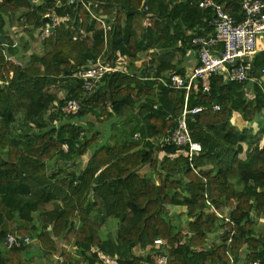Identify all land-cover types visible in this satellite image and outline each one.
<instances>
[{"label":"trees","instance_id":"trees-1","mask_svg":"<svg viewBox=\"0 0 264 264\" xmlns=\"http://www.w3.org/2000/svg\"><path fill=\"white\" fill-rule=\"evenodd\" d=\"M62 1L57 14L71 18L50 31L44 51L33 55L30 66L9 59L13 43L8 40L6 47L0 40V264H27L37 252L60 258L58 264H102L93 248L118 255L122 264H155V253L168 255L170 264H264V88L259 83L228 81L215 73L210 91H204L200 81L192 85L187 105L204 109L188 116L191 137L202 145L190 161L188 147L178 151L167 141L184 111L186 89L115 71L86 93L76 77L99 57L120 53L135 60L157 42L169 47L181 40L182 46L191 44L196 51L194 37L215 36L213 9L200 8L199 0L174 7L171 17L185 13L187 23L193 20L186 27L190 34L178 25L175 35L169 27L155 26L161 37L155 38L153 27L141 39L127 29L115 43L116 23L107 45L104 31L94 29L96 20L90 21L86 2L99 3L105 13L120 5L131 20L146 7V0ZM219 1L238 21L244 20V0ZM50 6L47 0L41 6L32 0H2L0 33L12 15L20 27H44L51 22H44ZM254 65L264 83L260 52ZM63 89L66 94L60 99ZM69 98L85 103L77 115L61 110ZM135 105L137 125L114 145L99 140L104 135L96 123L78 122L88 115L101 120L121 116L126 106ZM236 114L245 126L233 121ZM136 133L140 138L134 140ZM163 149L168 154L159 159ZM89 150L91 158L83 166ZM144 166L152 169L150 175H141ZM168 205L183 209L185 226L183 215L170 214ZM112 220L116 230L105 234ZM14 232L36 238L33 251L28 246L9 248ZM216 233L219 241L209 247ZM159 238L165 244L158 248ZM138 246L147 256L135 254Z\"/></svg>","mask_w":264,"mask_h":264},{"label":"crops","instance_id":"crops-1","mask_svg":"<svg viewBox=\"0 0 264 264\" xmlns=\"http://www.w3.org/2000/svg\"><path fill=\"white\" fill-rule=\"evenodd\" d=\"M2 0H0L1 2ZM44 1L46 0H32L33 5L41 6L43 5ZM49 3H51L50 9L48 10V13L45 14V17L51 18V22L41 27L37 30H33L29 25H24L23 27H20L19 20L17 17L13 16L10 18H6L7 26L4 29L3 33H0L1 35H4L5 46L7 47V41L11 40L13 43L12 48V54L9 56V59L14 60L15 62H18L19 64L23 66H30L32 64L33 55L35 53H41L44 51V40L46 37L49 36L50 31L52 32L55 30V26L60 23L64 19H70L71 16L67 15L66 17L62 18V16L57 14V9L61 7L63 4L62 0H47ZM105 1V0H103ZM181 1L184 0H146L145 5L146 7L143 9L140 14H138L135 18L128 20L126 14L123 12L122 7L120 5H116L111 9L109 13L103 12L102 8H99V3H93L89 4V9L87 6L88 11L90 12V21L96 20L95 28L94 29H103V21L105 23L118 24V31L117 35L114 38L112 31H110L107 35V45L111 44V39H115V43L118 42L119 38L126 34L127 29H130L131 32H136L139 34V38H143L145 34L152 29L153 27H169L170 35H175V28L177 25L180 26V29H185L188 31V34L192 33V30H187V24L186 22V14L183 13V16H177L176 18L171 17L170 13L176 7V5H179ZM67 4V3H66ZM104 4V2L100 3V5ZM68 5V4H67ZM97 7L99 8L97 10ZM102 13V14H101ZM101 16L103 18L101 21L95 18V16ZM6 17L7 14H6ZM21 21H24L23 19ZM152 23L150 26L149 23ZM73 25V24H72ZM79 25V24H78ZM78 27V26H77ZM155 27V38H159L162 36V33L160 30H156ZM80 31L83 34H86V31L80 28ZM91 33V32H90ZM105 35V32H104ZM2 41V40H1ZM147 43V40L145 41ZM163 44V42H157V44H154V47L149 48L148 50H145L143 52H140L137 56V59L132 60L131 58L127 56H121L120 53L116 54V57L111 58L109 55L106 57H102V59L105 62L111 63L115 62L118 67L123 68L124 72H127L131 76H135L138 79H141L143 81H156L157 85H161L157 78L159 77H168L170 74L178 73L176 71H183L185 76H188L190 72L199 65L198 60V54L195 51V48L193 46L185 44L182 46L183 42L181 40H178L176 42L175 46H169V47H163L159 46ZM183 49H182V48ZM92 63V61H91ZM79 73H77L76 77ZM181 74V73H180ZM264 78V75H263ZM80 79V78H79ZM4 82H0L1 85ZM66 91L65 89L61 90L59 93V98L62 99L65 97ZM138 112V106L130 107L126 106L124 108V111L121 112V116L113 115V117H107L103 120L97 119L95 116H89L88 118H81L79 119V123L87 124L89 126L90 123H96V126L98 130H102L104 128H100L102 123H106L105 128L108 126V134L105 129V133L102 135L105 136V140L111 144L114 145L117 141L121 142L124 141L131 132V128H134L137 124L134 122L136 121L135 115ZM106 117V116H105ZM235 120L238 123H242L244 126L246 125V122L242 121L240 114L235 115ZM116 123H119V127L116 126ZM256 124V123H255ZM100 125V126H98ZM130 130V131H129ZM256 130V129H255ZM259 129H257L258 131ZM103 131V130H102ZM255 131V132H257ZM140 138V134L136 133L134 135V140H137ZM160 153H165L167 155L168 153L165 152V149L161 150ZM92 150H89L83 157L82 162L83 166L86 165V163L89 162L91 158ZM164 155V156H165ZM160 158L161 155H160ZM152 169L149 166H144L141 168L140 173L141 175H150ZM132 208L137 211V206L132 205ZM168 211L170 214H176L179 212H183L182 208L168 205L167 206ZM11 226L14 225V221H12ZM70 249L74 248L69 246ZM141 249L143 252L145 249L138 246L135 248L134 252L137 254V250ZM74 250V249H73ZM139 255V254H137ZM40 256V257H39ZM57 258V257H56ZM55 257L49 256L46 253H36L31 255L26 263L27 264H44L46 263L44 259L48 260L51 264L50 260L52 262H57ZM44 260V261H43ZM58 264V263H57Z\"/></svg>","mask_w":264,"mask_h":264},{"label":"built area","instance_id":"built-area-1","mask_svg":"<svg viewBox=\"0 0 264 264\" xmlns=\"http://www.w3.org/2000/svg\"><path fill=\"white\" fill-rule=\"evenodd\" d=\"M68 5H74L81 0H65ZM90 2H86L89 7ZM199 6L203 9H213L215 17L213 25L215 28V36H196L192 43L198 45L196 53L198 54L199 65H197L188 76L173 73L168 77L157 78L159 83L173 89H186V105L181 117L178 119V126L171 131L168 138L169 144H173L178 151L188 147V156L192 161L193 155L202 151V145L195 142L188 128V116L195 115L203 111L202 106L190 109L187 105L188 95L192 85L196 81H200L204 91L211 89V77L215 73L223 75L228 81L236 82H256L264 88V83L255 74L256 68L254 59L261 51L259 48V39L262 37L264 41V0H244L242 9L245 13L244 20L238 21L234 16L226 11L224 5L219 0H199ZM95 18L102 20L101 16L96 15ZM103 21V29L105 37L113 30V24ZM151 26L152 23L150 22ZM0 43V47H1ZM115 71H123V68L117 66L113 61L105 62L102 57L97 58L88 67L83 68L78 76L83 82V89L86 93L94 92L101 80L109 73ZM264 75V69L261 71ZM83 99L69 98L62 106L61 110L66 115H77L84 108ZM215 110H219L220 106L215 105ZM68 150V145L63 146ZM228 222L231 219L219 214ZM37 241L33 236L19 237L16 232L12 233L8 238V247H24L35 244ZM165 244L163 239H156L155 246L161 247ZM98 253L102 264H122L118 255H109L99 248H93ZM155 264H170L168 255H152ZM60 258H56L58 261ZM60 261V260H59ZM233 261V260H232ZM233 264V262H232ZM251 264H262L260 260H256Z\"/></svg>","mask_w":264,"mask_h":264},{"label":"rangeland","instance_id":"rangeland-1","mask_svg":"<svg viewBox=\"0 0 264 264\" xmlns=\"http://www.w3.org/2000/svg\"><path fill=\"white\" fill-rule=\"evenodd\" d=\"M259 48L261 49V51H260V56L263 58L264 57V53H263V51L262 50H264V41H263V39H262V37H260V39H259ZM233 121H235L236 122V120H233ZM237 123V122H236ZM247 124V123H246ZM105 125H106V123H102V125L100 126V125H98V126H100V128L102 127V128H104V129H102V130H100V132L101 133H103V134H106L105 132L108 130V128H110V127H106L105 128ZM253 127H254V129H256L255 131H257V129H259V127H258V124H253ZM105 129H106V131H105ZM259 131V130H258ZM107 134H108V131H107ZM101 135V134H100ZM105 136L106 135H104V137L103 136H100V138H99V140L100 139H105ZM103 142H105V140L103 141ZM160 155H161V157L163 158L164 157V155H165V153H160ZM162 158H159V159H162ZM70 168L73 170V171H79L78 169H76V167H71L70 166ZM179 213H181L182 215H183V212H179ZM180 221H182V223H183V225L185 226L186 224H187V217L185 216V215H183V217H181L180 218ZM112 224H111V226L110 227H107V229L105 228L104 230H105V234H107L108 232H110V230L112 231V230H116L115 229V224H116V222L115 221H113L112 220ZM263 222V220H260V223H262ZM111 233V232H110ZM219 233V232H218ZM218 233H216V234H213V235H211L210 236V238H209V247L211 246V245H213V243L215 242V243H217L218 241H219V239H218ZM35 246V244H33V245H30V246H28V247H30V248H32L31 250L33 251V247ZM137 254H139V255H143V256H147V254H148V252L146 251V250H144L143 252L141 251V249H138L137 251ZM136 254V253H135ZM136 254V255H137ZM40 257V256H39ZM45 260V262L46 263H44V264H50L49 263V261L48 260H46V259H44ZM43 260V261H44ZM50 262H51V264H57L58 263V261L55 263V262H52L51 260H50Z\"/></svg>","mask_w":264,"mask_h":264},{"label":"water","instance_id":"water-1","mask_svg":"<svg viewBox=\"0 0 264 264\" xmlns=\"http://www.w3.org/2000/svg\"><path fill=\"white\" fill-rule=\"evenodd\" d=\"M32 3H34V2H32ZM47 21H49V18L48 17H45L44 18V22L47 23ZM0 40H2L3 42H5L4 35H1ZM226 233H227V231H225L224 233H222L221 236L223 237Z\"/></svg>","mask_w":264,"mask_h":264}]
</instances>
